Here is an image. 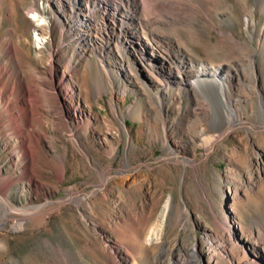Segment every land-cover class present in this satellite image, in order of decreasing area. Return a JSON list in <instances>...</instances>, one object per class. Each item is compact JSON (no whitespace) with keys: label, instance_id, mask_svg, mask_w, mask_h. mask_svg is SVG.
Segmentation results:
<instances>
[{"label":"rangeland","instance_id":"374dc122","mask_svg":"<svg viewBox=\"0 0 264 264\" xmlns=\"http://www.w3.org/2000/svg\"><path fill=\"white\" fill-rule=\"evenodd\" d=\"M136 2L0 0V264H264V0Z\"/></svg>","mask_w":264,"mask_h":264},{"label":"bare ground","instance_id":"6f19581e","mask_svg":"<svg viewBox=\"0 0 264 264\" xmlns=\"http://www.w3.org/2000/svg\"><path fill=\"white\" fill-rule=\"evenodd\" d=\"M111 2L115 3L116 5L114 6V12L111 14V23L113 25V29H115L116 27L118 28L119 33L121 32V28L122 27H128L130 30H132L131 32H128L127 35H130L132 38H134L133 41H135L136 36H134L135 34H137V30L142 29L141 26V22L139 20L138 17V4L136 2V0H110ZM142 1V0H141ZM94 14L92 13V11L89 9L88 6H86V8H84V13L83 15H81L82 17H91ZM72 21H74L75 23H79L81 22L78 19V16H76L75 18H72ZM84 24V23H83ZM83 24L80 26L82 27ZM74 28V27H72ZM76 28H78L77 25H75V31L77 30ZM47 28H42L40 30V33L44 36L45 34H47ZM102 32H109V31H102ZM80 33H75L74 32V36L78 35ZM134 34V35H133ZM96 32H89V34L86 35H80V37H78L77 39H75L76 42H79V46L80 48H82V50H84V48L86 46H88V44L93 45L92 43L93 38L95 37ZM120 36V35H119ZM120 38V37H118ZM151 41L152 44L151 47L149 48V52L151 56H159L160 58H163L164 55H166V49L164 48V46L157 42L152 36H151ZM90 45V46H91ZM181 64V63H180ZM184 65V64H183ZM180 67H183L182 65H180ZM222 75H220V77H215L212 73H204V75L202 76L201 74H199L198 72L195 71V73L190 74V72L187 74V77H185V79L183 80L185 81H190V79L195 78H202V77H207L210 78V80L215 79L217 82L213 85V87L216 86V88L218 89V97L213 100V107L221 114V116H223L225 118L226 121H224L226 128H229L232 126V124L234 122L237 121V112L232 108V106L230 104H228L227 100H226V84L229 81V77L226 74L221 73ZM206 80V78H203ZM202 79V80H203ZM214 90H217V89ZM242 241H244V238H241ZM260 247V246H258ZM261 249H263L262 247H260Z\"/></svg>","mask_w":264,"mask_h":264}]
</instances>
